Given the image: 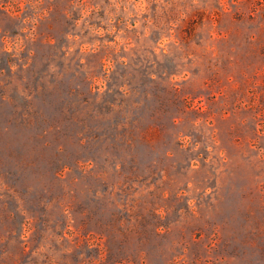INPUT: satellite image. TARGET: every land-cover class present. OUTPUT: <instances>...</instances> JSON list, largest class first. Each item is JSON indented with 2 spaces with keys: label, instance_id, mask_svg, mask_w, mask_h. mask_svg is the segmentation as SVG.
Masks as SVG:
<instances>
[{
  "label": "rangeland",
  "instance_id": "rangeland-1",
  "mask_svg": "<svg viewBox=\"0 0 264 264\" xmlns=\"http://www.w3.org/2000/svg\"><path fill=\"white\" fill-rule=\"evenodd\" d=\"M0 264H264V0H0Z\"/></svg>",
  "mask_w": 264,
  "mask_h": 264
}]
</instances>
